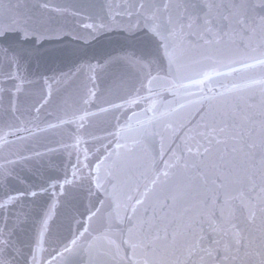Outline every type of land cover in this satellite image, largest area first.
Listing matches in <instances>:
<instances>
[{
    "label": "snow or ice",
    "instance_id": "obj_1",
    "mask_svg": "<svg viewBox=\"0 0 264 264\" xmlns=\"http://www.w3.org/2000/svg\"><path fill=\"white\" fill-rule=\"evenodd\" d=\"M0 264H264V0H0Z\"/></svg>",
    "mask_w": 264,
    "mask_h": 264
},
{
    "label": "water",
    "instance_id": "obj_2",
    "mask_svg": "<svg viewBox=\"0 0 264 264\" xmlns=\"http://www.w3.org/2000/svg\"><path fill=\"white\" fill-rule=\"evenodd\" d=\"M14 3L15 0H12ZM32 2H35V0H32ZM72 3H93L97 7L101 5L104 0H71ZM69 23H71V19L69 18ZM64 70H67L66 68ZM84 79L83 76L79 77L76 81H74L72 84L65 86L60 90V92L56 93L53 97V102L49 106V110H52V108L55 106L56 103L59 102V100L63 97H68L69 99V104L74 105L77 96H76V90L80 87L81 81ZM101 87L104 86L103 80L100 81ZM10 87L11 85H7ZM44 86L41 83H35L30 86H25L24 91L20 94L19 100H20V108L21 111H24L26 108L30 107L32 104H34L41 94L43 93ZM4 103H7V97L4 99ZM43 115V112H42ZM107 120L106 117H99L97 120V125L98 128L94 129L97 131V134H99V128H102L105 126V121ZM74 128L73 126H68L64 127L61 129H57L55 131H49L47 133L42 134L39 137V143L38 147L40 150H43V145L44 144H55L56 141H63V142H68L69 141V133L71 129ZM67 163L66 156L62 152H58L56 154H52L50 156H45L43 160V165L45 168L49 165L56 166L58 168H62L65 164ZM31 180L35 182H39V177L34 176L30 177ZM74 201H69L63 208L60 209V214L59 218L57 219L56 223L53 225V232H57L60 230V225L66 224L71 215L74 213L75 208H74Z\"/></svg>",
    "mask_w": 264,
    "mask_h": 264
}]
</instances>
